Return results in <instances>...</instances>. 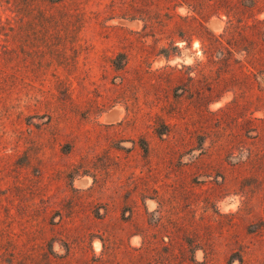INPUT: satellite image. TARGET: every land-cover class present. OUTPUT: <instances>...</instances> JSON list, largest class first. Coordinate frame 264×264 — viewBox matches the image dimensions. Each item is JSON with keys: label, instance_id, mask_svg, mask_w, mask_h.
<instances>
[{"label": "rangeland", "instance_id": "1", "mask_svg": "<svg viewBox=\"0 0 264 264\" xmlns=\"http://www.w3.org/2000/svg\"><path fill=\"white\" fill-rule=\"evenodd\" d=\"M49 5L0 0V264H264V0Z\"/></svg>", "mask_w": 264, "mask_h": 264}, {"label": "trees", "instance_id": "2", "mask_svg": "<svg viewBox=\"0 0 264 264\" xmlns=\"http://www.w3.org/2000/svg\"><path fill=\"white\" fill-rule=\"evenodd\" d=\"M39 1L40 0H14L15 11L17 12V15H20L22 18L34 17L36 14H40L43 11V17L52 16V12L39 8ZM45 1L50 4L49 6H47L50 9L54 6H57L56 4L67 7L69 6V3L74 2V0H42V2ZM62 10L64 11V9ZM229 27L231 28V26H228V29ZM229 44L231 45L230 42ZM259 46L260 48L256 52L245 50V52L243 53L244 55L240 57L238 61H236V59L233 57L234 51L231 48H227L226 63L231 62L232 60L238 62L242 66V70L245 71L247 81L251 80V77H254L255 79L261 78V80H264V39L261 40ZM219 54L221 56H224L222 52H220ZM253 85L258 86L260 85V83L257 82Z\"/></svg>", "mask_w": 264, "mask_h": 264}]
</instances>
